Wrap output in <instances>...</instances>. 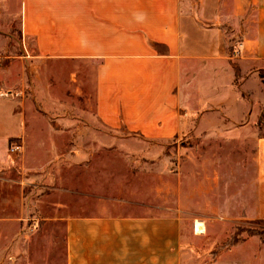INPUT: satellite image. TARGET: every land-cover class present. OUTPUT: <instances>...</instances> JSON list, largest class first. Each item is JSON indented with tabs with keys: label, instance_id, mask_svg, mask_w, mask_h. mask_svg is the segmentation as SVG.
I'll use <instances>...</instances> for the list:
<instances>
[{
	"label": "crops",
	"instance_id": "obj_1",
	"mask_svg": "<svg viewBox=\"0 0 264 264\" xmlns=\"http://www.w3.org/2000/svg\"><path fill=\"white\" fill-rule=\"evenodd\" d=\"M15 28L26 47L33 46L36 62L72 64L77 76L80 64L85 72L89 68L95 122L102 129L153 143L201 141L198 148L181 145L172 153L180 155L182 170L196 173L195 195L184 194L180 186L181 204L215 203L213 172L226 165L234 182L240 150L251 156L244 218L264 221V0H0V53L10 51ZM11 68L0 66V176L18 171L23 183L40 187L57 179L46 165L54 163L53 140L59 134L67 131L72 138L101 144L106 138L90 126L75 131L74 119L43 131L26 97V88L33 92V87ZM52 94L54 89L52 108L65 106ZM14 142L22 146L15 160L9 154ZM103 146L68 155L90 174L97 155L115 152ZM134 152L129 156L142 155L153 166L171 170L165 149L153 145ZM95 187L86 177L83 197L93 209L85 206L83 214L61 219L65 264H201L189 260L198 248L188 239L205 234L197 226L207 229L205 213L132 204ZM230 197L228 203L239 200ZM211 214L216 219L215 208Z\"/></svg>",
	"mask_w": 264,
	"mask_h": 264
},
{
	"label": "rangeland",
	"instance_id": "obj_2",
	"mask_svg": "<svg viewBox=\"0 0 264 264\" xmlns=\"http://www.w3.org/2000/svg\"><path fill=\"white\" fill-rule=\"evenodd\" d=\"M11 36L10 51L0 53V66H10L18 75L21 71L26 83L33 87V92L31 88H26L29 91L26 97L31 110L43 121L42 130L53 126L60 129L62 125H67L68 120L74 119L78 125L75 131L82 132L84 128L88 131L91 127L92 131L101 133L106 139L101 144L78 135L72 138L67 131L59 136L57 134L58 138L53 142L58 152L54 156V163L46 165L53 168L57 179L51 183L45 182L40 187L23 183L18 171L0 176V264H65V220L61 219L69 214H83L85 206L94 208V204L86 202L83 197L86 177L95 181L97 192L117 196L128 203L168 206L171 210L181 209L192 216L197 212L205 213L208 216L207 229L202 227L205 234L200 235V240L192 239L189 235L188 243L198 248L197 252L190 254L189 260H200L201 264H264V221L244 218L243 197L252 179L251 156L245 157L243 150H240L242 156L236 164L234 182L232 172L226 165L219 166L213 172L217 181L215 192L211 195H218L215 203L197 205L193 199L181 204L180 200L184 201L181 189L184 194L192 192L195 195L196 173L194 168L182 170L180 155L172 153L181 145L198 148L201 141L190 139L188 142L182 141L181 145L179 140L153 143L122 131L114 133L102 129L95 122L94 88L87 76L89 68L85 72L80 64L81 74L77 76L74 73L78 68L72 64L38 63L33 60V46L30 44L26 47L18 28L13 30ZM230 56L233 57V54ZM53 89L55 94L52 95L66 102L62 108L50 106L53 104L50 98ZM78 89L81 90L80 94L77 93ZM67 101L73 103V107L66 106ZM58 119H63L61 124ZM104 143L107 149H114L115 152L97 155L90 174L89 169L85 170L82 163L73 162L68 155L74 149L103 148ZM11 145L9 154L15 160L18 153L11 152ZM153 145L171 155L173 163L170 171L153 166L147 157L134 154ZM131 151H135L134 155L129 156ZM194 154L192 159L196 157ZM214 158L220 160L225 157ZM229 182L234 185L230 189ZM69 183H74L76 187H70ZM69 191L75 193L70 195ZM167 191H170V196H167ZM246 193L247 196L250 194ZM229 195L230 199L232 195L239 196V200L228 203ZM212 208L216 209V219L211 214Z\"/></svg>",
	"mask_w": 264,
	"mask_h": 264
},
{
	"label": "built area",
	"instance_id": "obj_3",
	"mask_svg": "<svg viewBox=\"0 0 264 264\" xmlns=\"http://www.w3.org/2000/svg\"><path fill=\"white\" fill-rule=\"evenodd\" d=\"M239 49H241V46H239L235 50V52H234L235 56H238L239 55V52H240ZM21 149H22V146L21 145L15 144V145H12L11 152L14 153V154H17V153L21 152Z\"/></svg>",
	"mask_w": 264,
	"mask_h": 264
},
{
	"label": "bare ground",
	"instance_id": "obj_4",
	"mask_svg": "<svg viewBox=\"0 0 264 264\" xmlns=\"http://www.w3.org/2000/svg\"><path fill=\"white\" fill-rule=\"evenodd\" d=\"M200 225H202V224H200V223H197V226H198V231H199V232H202V231H203V228H202V226L200 227Z\"/></svg>",
	"mask_w": 264,
	"mask_h": 264
},
{
	"label": "trees",
	"instance_id": "obj_5",
	"mask_svg": "<svg viewBox=\"0 0 264 264\" xmlns=\"http://www.w3.org/2000/svg\"><path fill=\"white\" fill-rule=\"evenodd\" d=\"M256 235V234H255Z\"/></svg>",
	"mask_w": 264,
	"mask_h": 264
}]
</instances>
